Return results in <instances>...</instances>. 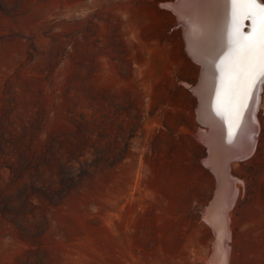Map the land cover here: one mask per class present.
<instances>
[{"label": "rangeland", "instance_id": "rangeland-1", "mask_svg": "<svg viewBox=\"0 0 264 264\" xmlns=\"http://www.w3.org/2000/svg\"><path fill=\"white\" fill-rule=\"evenodd\" d=\"M175 2L0 0V264H213L218 182ZM260 92L229 264H264ZM51 160L74 167L68 192Z\"/></svg>", "mask_w": 264, "mask_h": 264}, {"label": "bare ground", "instance_id": "bare-ground-1", "mask_svg": "<svg viewBox=\"0 0 264 264\" xmlns=\"http://www.w3.org/2000/svg\"><path fill=\"white\" fill-rule=\"evenodd\" d=\"M175 8L184 22L189 52L201 68L194 88L200 104L197 116L207 128L200 127L209 151L205 163L218 182L205 215L216 238L210 260L229 264V240L234 230L230 226L231 209L240 192L232 169L252 153L260 128L256 110L264 80L260 50L264 0L256 4L176 0Z\"/></svg>", "mask_w": 264, "mask_h": 264}, {"label": "trees", "instance_id": "trees-1", "mask_svg": "<svg viewBox=\"0 0 264 264\" xmlns=\"http://www.w3.org/2000/svg\"><path fill=\"white\" fill-rule=\"evenodd\" d=\"M49 164H51V170L53 172H55L56 169H58V166L56 165L55 160H51L49 162ZM73 168H74L73 166H69V165H67V163H65V165H62L61 168H59L58 173H56V172L54 173L57 184H59V186H60L58 188L62 193L65 189H67V192L70 189H72L73 183L75 181V176H73L71 178V173H70L69 169L72 170ZM41 175H44V174L42 173ZM72 175H74V174H72ZM45 190L47 191V193H49V192L51 193V194H45V197L50 201V203L57 204L56 198H55L56 191L51 190L50 188H45Z\"/></svg>", "mask_w": 264, "mask_h": 264}, {"label": "snow or ice", "instance_id": "snow-or-ice-1", "mask_svg": "<svg viewBox=\"0 0 264 264\" xmlns=\"http://www.w3.org/2000/svg\"><path fill=\"white\" fill-rule=\"evenodd\" d=\"M232 2L239 3V4H256L258 0H232ZM262 22H264V17H262ZM260 50H261L262 57H264V32H262ZM261 66L264 67V58H262Z\"/></svg>", "mask_w": 264, "mask_h": 264}, {"label": "crops", "instance_id": "crops-1", "mask_svg": "<svg viewBox=\"0 0 264 264\" xmlns=\"http://www.w3.org/2000/svg\"><path fill=\"white\" fill-rule=\"evenodd\" d=\"M215 240H216V238H215Z\"/></svg>", "mask_w": 264, "mask_h": 264}]
</instances>
